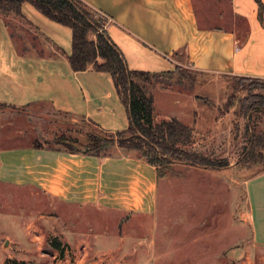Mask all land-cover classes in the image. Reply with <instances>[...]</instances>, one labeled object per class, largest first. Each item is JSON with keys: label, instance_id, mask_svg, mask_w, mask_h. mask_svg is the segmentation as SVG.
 Wrapping results in <instances>:
<instances>
[{"label": "crops", "instance_id": "crops-1", "mask_svg": "<svg viewBox=\"0 0 264 264\" xmlns=\"http://www.w3.org/2000/svg\"><path fill=\"white\" fill-rule=\"evenodd\" d=\"M81 1L107 18L106 32L130 70L171 72L177 64H189L198 72L228 79H264V24L256 0ZM260 1L264 17V0ZM20 12L34 45L20 48L9 27L13 17L0 13V103L45 107L70 123L83 121L104 132L127 129L128 111L111 75L91 67L71 68L70 27L48 18L28 1L21 3ZM153 96L156 120L175 117L198 134L205 127L201 118L215 122L214 112L181 109L180 95L172 102L179 110L161 118ZM112 145L100 153L33 143L0 148V184L9 190L2 194L13 196L15 190H23L39 204L35 211L21 213L23 239L14 236L18 243L39 250L55 237L64 249L52 248L66 264L72 258L68 247L79 252L97 237H117L129 216L139 230L138 219L157 213L159 193L165 192L156 166L134 151ZM216 178L220 180V175ZM228 185L227 193H243V221L251 241L264 248V170L240 179L228 176ZM117 239L120 243V234ZM74 260L88 262L78 255Z\"/></svg>", "mask_w": 264, "mask_h": 264}, {"label": "rangeland", "instance_id": "rangeland-1", "mask_svg": "<svg viewBox=\"0 0 264 264\" xmlns=\"http://www.w3.org/2000/svg\"><path fill=\"white\" fill-rule=\"evenodd\" d=\"M12 17L9 27L16 44L20 48L34 45L33 35L27 31L23 19ZM250 82L201 73L189 64L175 65L173 71L162 75L158 81L151 79L147 86L155 93V106L161 118L167 117L171 110H179L172 103L177 95L181 96V109L186 106L211 111L216 116L214 123L209 117L201 118L205 123L201 133L195 131L194 141L188 146L176 147L225 160L229 166H196L160 154L165 158L161 162L155 159L154 164L165 193H159L157 213L152 217L136 218L139 230L133 227L129 216L120 224V243L119 234L114 231L112 235L117 237H97L79 252L68 247L72 258L66 264H264V248L251 241L249 228L243 221V193H227L228 176L240 179L264 170V147L254 146L260 156L254 158L256 161L250 160L247 154L251 151V137L264 134V112L252 109L243 114L241 111V104L248 101L250 95L264 93L260 82ZM64 118L45 107L31 109L0 103V148L36 143L49 148L108 152L112 144L139 145L128 131L104 132L89 123L87 126L81 123L83 121L73 124ZM185 184L188 190L196 193H189L183 188ZM4 187L0 184L1 194L9 192ZM180 190H187V193H179ZM15 191L13 196L2 194L0 198L3 200H0V234L13 235L0 236V264H13L12 260L25 257L30 259L19 261L21 264H64L46 241L39 250L17 242L14 236L22 238L23 235L21 213L35 211L39 204L23 190ZM135 242L140 245H133ZM149 243L153 244L149 246ZM73 255L85 257L88 262H77Z\"/></svg>", "mask_w": 264, "mask_h": 264}, {"label": "trees", "instance_id": "trees-1", "mask_svg": "<svg viewBox=\"0 0 264 264\" xmlns=\"http://www.w3.org/2000/svg\"><path fill=\"white\" fill-rule=\"evenodd\" d=\"M23 1L30 2L48 18L70 27L71 53L68 60L73 70L82 71L91 67L97 71L108 72L111 75L117 94L124 102L129 115L127 129L116 133L128 131L139 141V145L134 147H128L120 143L118 146L131 151L136 150L139 157L144 158L152 165H155V159L161 162L162 158H165L160 154H168L173 159L184 160L186 163L196 166L209 168L228 166V162L225 160L213 159L194 151L179 150L176 147L191 144L194 141L195 130L192 126L181 122L175 117L156 121L154 117V96L148 88L151 79L158 81L162 75L169 72L150 73L130 70L123 54L106 32L107 18L105 16L91 9L81 0H0L1 15L21 18L20 5ZM256 2L258 4L259 19L264 24L262 3L260 0H256ZM90 34H93L94 38H90ZM234 78L260 82L261 88L264 90V79ZM249 97L248 101L241 104L242 113L246 114L252 109L264 112V93L252 94ZM205 102L208 103L207 100ZM33 144L36 147H42L40 144ZM250 144L251 151L247 154L250 160L256 161L257 159L254 160V158L259 154H256L254 146L264 147V134L251 137ZM261 158H263L262 155ZM157 176L159 177L158 171ZM48 243L61 252L64 249V246H61V243L55 237L49 238ZM12 263L21 264L15 259L12 260Z\"/></svg>", "mask_w": 264, "mask_h": 264}]
</instances>
